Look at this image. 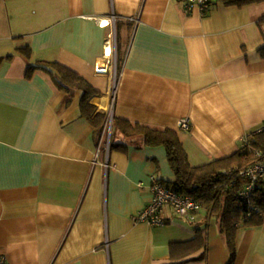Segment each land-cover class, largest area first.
<instances>
[{
	"label": "crops",
	"instance_id": "0c3cea01",
	"mask_svg": "<svg viewBox=\"0 0 264 264\" xmlns=\"http://www.w3.org/2000/svg\"><path fill=\"white\" fill-rule=\"evenodd\" d=\"M263 16L264 1L215 0L201 14L177 0H0L6 263L264 264V220L237 228L231 261L218 217L203 207L194 220L171 204L164 224L136 219L153 178L173 189L175 172L163 145L113 127L118 117L171 128L191 165L238 151L264 124ZM26 46L30 58L19 52ZM42 60L76 70L99 92L90 101L107 111L103 129L83 115L80 89H59L43 70L26 75ZM198 231L206 245L174 258L172 245Z\"/></svg>",
	"mask_w": 264,
	"mask_h": 264
},
{
	"label": "trees",
	"instance_id": "16d2710c",
	"mask_svg": "<svg viewBox=\"0 0 264 264\" xmlns=\"http://www.w3.org/2000/svg\"><path fill=\"white\" fill-rule=\"evenodd\" d=\"M225 4L244 6L264 0H221ZM264 22V16L260 19ZM119 49V60L122 53ZM19 52L30 58L32 49L29 46L19 48ZM259 54L264 58V46L259 48ZM2 58H0V63ZM36 70H43L55 81L61 90L80 89L83 94L81 106L83 115L100 129L104 128L107 111L98 110L97 105L90 101L99 92L88 80L76 70L56 61H38L28 67V77ZM114 131L125 136L141 140L147 145H163L168 152L171 166L175 172V181L170 186L184 195H191L201 202L209 216L218 217L221 228L227 236L231 249V261L235 255L236 231L241 225H260L264 220V177L253 190L248 202L238 199V191L244 187L245 180L235 173L237 167L253 164L257 160V153H264V129L246 138V143L235 153L227 157L213 159L201 165H191L188 153L181 142L178 133L171 128H155L139 122L114 117ZM247 212L250 216L244 219ZM206 245L201 231L192 240L172 245V255L187 256ZM230 261V262H231Z\"/></svg>",
	"mask_w": 264,
	"mask_h": 264
},
{
	"label": "built area",
	"instance_id": "2783aa9c",
	"mask_svg": "<svg viewBox=\"0 0 264 264\" xmlns=\"http://www.w3.org/2000/svg\"><path fill=\"white\" fill-rule=\"evenodd\" d=\"M185 5L186 12H190L194 9L198 10L201 14L208 12L215 0H177ZM109 22H107V25ZM111 36L115 37L113 32ZM111 55V50L109 51ZM99 71H104L106 68H98ZM110 120V119H109ZM111 121V120H110ZM111 125V124H110ZM183 129L189 128L187 119H183L180 122ZM264 129V124L260 128V131ZM246 143V142H245ZM257 160L248 166L237 167L235 173L243 178L246 182L244 187L238 191V199L241 202H248L253 190L258 185L260 179L264 177V153H257ZM152 197L147 207L142 210L135 218L140 221H145L150 224L159 225L166 222L163 218V209L165 205L171 204L179 215L194 220L196 214L203 207L201 202L196 200L191 195L181 194L171 188H168L163 181L158 178H153L151 183ZM250 216V212H247L244 219ZM6 258L0 255V264H7Z\"/></svg>",
	"mask_w": 264,
	"mask_h": 264
},
{
	"label": "bare ground",
	"instance_id": "6f19581e",
	"mask_svg": "<svg viewBox=\"0 0 264 264\" xmlns=\"http://www.w3.org/2000/svg\"><path fill=\"white\" fill-rule=\"evenodd\" d=\"M107 51H108V53H109V51H110V47H109V46L107 47Z\"/></svg>",
	"mask_w": 264,
	"mask_h": 264
},
{
	"label": "rangeland",
	"instance_id": "374dc122",
	"mask_svg": "<svg viewBox=\"0 0 264 264\" xmlns=\"http://www.w3.org/2000/svg\"><path fill=\"white\" fill-rule=\"evenodd\" d=\"M107 127H109V125H107Z\"/></svg>",
	"mask_w": 264,
	"mask_h": 264
}]
</instances>
